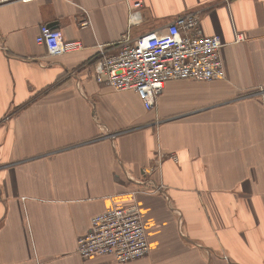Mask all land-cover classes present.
Returning a JSON list of instances; mask_svg holds the SVG:
<instances>
[{
  "label": "crops",
  "instance_id": "obj_1",
  "mask_svg": "<svg viewBox=\"0 0 264 264\" xmlns=\"http://www.w3.org/2000/svg\"><path fill=\"white\" fill-rule=\"evenodd\" d=\"M88 12L90 25L79 26ZM0 3V264H264V0ZM193 13L221 38L225 76L167 80L152 109L93 77L117 52ZM41 24L83 47L49 56ZM136 205L148 252L82 257L90 218Z\"/></svg>",
  "mask_w": 264,
  "mask_h": 264
},
{
  "label": "built area",
  "instance_id": "obj_2",
  "mask_svg": "<svg viewBox=\"0 0 264 264\" xmlns=\"http://www.w3.org/2000/svg\"><path fill=\"white\" fill-rule=\"evenodd\" d=\"M16 0H0L2 2ZM27 1V0H19ZM130 24L139 19L143 0H125ZM79 20L80 27L90 25L88 12ZM35 42L46 54L58 56L82 49L79 40H68L61 29L41 24ZM219 35H206L193 13L176 16L162 29H152L130 38L124 32L115 54H108L103 44L97 45L93 60V77L113 90L131 89L144 108L152 109L165 82L191 78L211 80L225 76L220 54ZM76 252L82 257L110 254L124 262L144 256L148 242L138 207L108 208L90 218L88 231L77 238Z\"/></svg>",
  "mask_w": 264,
  "mask_h": 264
}]
</instances>
